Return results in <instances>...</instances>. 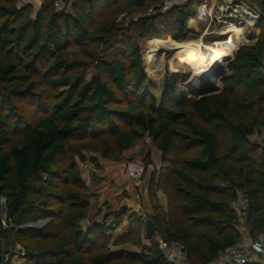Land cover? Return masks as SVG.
Returning <instances> with one entry per match:
<instances>
[{
    "label": "trees",
    "instance_id": "16d2710c",
    "mask_svg": "<svg viewBox=\"0 0 264 264\" xmlns=\"http://www.w3.org/2000/svg\"><path fill=\"white\" fill-rule=\"evenodd\" d=\"M55 1L45 0L34 18L28 7L17 12L0 4V57L11 54L0 61V259L9 250L4 245L21 242L28 264H112L121 258L168 264L158 240L142 253L99 250L97 237L113 227L82 229L89 197L71 189L81 180L76 158L84 150L111 158L132 145L137 130L161 152L162 170L151 180L168 184V207L176 210L161 239L183 242L192 264L211 263L239 244L240 214L233 204L240 194L248 200L250 232L256 239L264 236V146L250 140L264 129V29L254 45L236 52L220 93L187 98L180 82L167 75L158 102L148 90L140 46L132 37L117 55L101 58V71L90 79L77 71L67 51L89 37L87 15L57 9ZM99 1L120 12L146 5L136 36L159 33L155 22L165 12L147 15L157 0H76L73 6ZM194 12L179 6L174 20L183 29ZM101 30L112 35L117 26ZM153 47L160 56L161 49ZM122 102L124 109L110 106ZM21 105L27 113L20 115L24 128L15 136L11 120ZM56 217L63 224L50 231ZM40 219L48 222L24 226Z\"/></svg>",
    "mask_w": 264,
    "mask_h": 264
},
{
    "label": "rangeland",
    "instance_id": "374dc122",
    "mask_svg": "<svg viewBox=\"0 0 264 264\" xmlns=\"http://www.w3.org/2000/svg\"><path fill=\"white\" fill-rule=\"evenodd\" d=\"M202 1L204 0H179L170 10L165 11L163 16L157 17L155 28L159 30V33L152 31V36L143 38L136 36L138 32L137 21L139 15L145 13L143 10L147 9L146 5L141 10L120 12L119 9L100 1L91 5L90 3H76L67 11L72 15L77 12L86 13L89 37L81 44L70 46L67 57L70 60L77 61V71L85 75L88 80L93 74L101 71L99 66L101 58L117 55L119 51H122V48L125 49L129 44L126 39L132 37V42L136 41L140 46L143 68L149 78L148 90L151 95L157 98L158 102H160L163 90L166 87L165 79L167 75L180 82V88L184 91L185 97L197 96L194 93L195 88L191 85V82L193 84L197 82V80H191L193 73L191 67H195V65L192 62L186 64L183 62V58H175L176 51L170 50L166 42L171 40L177 43H198L203 40L205 44L216 45L227 38V35L205 34V26L202 24L194 26L195 23H192V20H189L186 27L182 29L174 20L177 7L187 5L190 9H194V15L196 16L197 7ZM44 2L45 0H0V4L7 7L9 11L20 12L28 7L33 18ZM138 11H142V13ZM150 16H156V14ZM195 16L192 18H195ZM112 24L117 26V30L112 35L102 32L103 26ZM261 32L259 26H250L243 30L241 39H239L237 46H234L233 54L224 60L227 64L224 66L223 63L221 66L224 67L216 72L220 81V89L215 92L216 94L223 89L222 78L229 73V65L235 59L236 52L243 46L254 45ZM174 34L178 38H175ZM149 42L152 48L150 51H148ZM157 42L165 50H162ZM154 45L161 49L160 56L156 55L157 52L154 53ZM187 46L182 54L191 52V44ZM10 56L11 54L5 53L1 55L0 61L4 62ZM120 101L125 102L124 100ZM123 102L120 104L112 103L110 106L124 109L125 103ZM26 113L27 107L25 109L21 105L15 121L11 120L15 136L24 128L20 115L23 114L24 117ZM222 138L224 147L227 143L224 132H222ZM250 140L264 146V129H257ZM82 153L83 156L76 158V169L79 171L81 180L78 185L71 187L72 190L79 192L81 196H86L87 199L89 197V205L87 200L85 208L87 215L81 220L80 225L84 230L95 229L96 227L103 229L104 226L108 225L113 227L97 237L96 247L104 252H121L123 250L142 253L144 250H148L151 245H156L157 240L163 238L166 228L172 223L170 219L172 213L175 214L176 210L172 212L168 207L166 196L168 184L165 188L158 180L159 178H156V181L151 180L157 172L162 170L161 152L152 139L146 133L137 130L132 145L114 154L111 158H105L100 151L84 150ZM135 163L138 164L136 170H142L141 175L137 177L130 176L128 171L129 166ZM59 168L61 171L62 168H66V165L62 162ZM62 173L66 174L64 170ZM64 186L69 187L68 184H64ZM179 192L182 193L180 190ZM0 202L3 207L2 198ZM165 216L166 220L158 219V217ZM117 219L121 220L118 224ZM147 219H153L157 227L156 233L152 236L154 242H151L146 235L145 222ZM47 222L48 219H40L35 223L24 226L41 227ZM56 223L58 225L63 224L60 217H56L51 221L50 231L58 230L59 226ZM235 229L241 234L239 244L256 239L250 232L246 214H240ZM258 239L264 241V236L260 235ZM13 244L23 245L21 242H13ZM6 246L4 245L5 250L12 247V245L7 244ZM255 258L264 263V256L258 255ZM20 264H28V261H21ZM112 264H139V262L131 258H121L112 262Z\"/></svg>",
    "mask_w": 264,
    "mask_h": 264
},
{
    "label": "built area",
    "instance_id": "2783aa9c",
    "mask_svg": "<svg viewBox=\"0 0 264 264\" xmlns=\"http://www.w3.org/2000/svg\"><path fill=\"white\" fill-rule=\"evenodd\" d=\"M76 0H56L57 9H70ZM179 0H157L147 10V15H155L170 10ZM197 24L205 26V34L225 36L233 34L236 29L244 30L247 27L259 26L264 29V0H204L197 7L195 18ZM243 32V31H242ZM261 34V33H260ZM260 36V35H259ZM257 41V40H256ZM237 44L235 45V47ZM227 64L225 61L224 66ZM222 66V67H224ZM261 73L264 75V56L262 59ZM137 163L129 166V175L137 177ZM248 206L247 198L240 194L233 207L239 214H245ZM158 247L168 264H192L186 251L185 244L181 241L168 242L158 239ZM258 255L264 256V241L251 240L246 244H237L223 250L219 257L209 264H245L256 259ZM26 251L21 245H15L6 251L0 259V264H17L24 261Z\"/></svg>",
    "mask_w": 264,
    "mask_h": 264
},
{
    "label": "bare ground",
    "instance_id": "6f19581e",
    "mask_svg": "<svg viewBox=\"0 0 264 264\" xmlns=\"http://www.w3.org/2000/svg\"><path fill=\"white\" fill-rule=\"evenodd\" d=\"M197 24L195 20L191 21ZM199 25V24H198ZM242 29H236L233 34H227V38L223 41L218 42L216 45H208L203 42V40L198 43H177L174 41H167L170 50H175V58H183V62L186 64L193 63L195 67L192 71L191 80H197L194 84V88L200 89L206 85L213 84L216 87H220V81L217 78L216 72L220 69L224 60L233 54L234 46L240 39ZM191 44V52L183 51Z\"/></svg>",
    "mask_w": 264,
    "mask_h": 264
},
{
    "label": "water",
    "instance_id": "95a60500",
    "mask_svg": "<svg viewBox=\"0 0 264 264\" xmlns=\"http://www.w3.org/2000/svg\"><path fill=\"white\" fill-rule=\"evenodd\" d=\"M194 26H197V25H194ZM187 77H188V75L186 76V78ZM191 85L193 87H195L192 82H191ZM219 89H220V87H216L213 84H211V85H206L204 87H201L200 89L195 88L194 93L198 97H201V96H204V95L214 94ZM145 225H146V235H147V237L150 238V237H152L156 233L157 227H156L155 222H154L153 219H147L146 222H145Z\"/></svg>",
    "mask_w": 264,
    "mask_h": 264
},
{
    "label": "crops",
    "instance_id": "0c3cea01",
    "mask_svg": "<svg viewBox=\"0 0 264 264\" xmlns=\"http://www.w3.org/2000/svg\"><path fill=\"white\" fill-rule=\"evenodd\" d=\"M246 243H248V242H246ZM246 243H243V244H246ZM20 262H21V261H19L17 264H20Z\"/></svg>",
    "mask_w": 264,
    "mask_h": 264
}]
</instances>
